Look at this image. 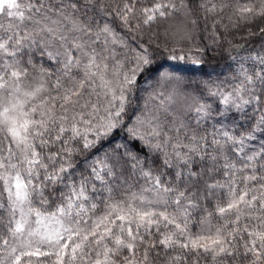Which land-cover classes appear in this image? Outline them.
<instances>
[{
    "label": "snow or ice",
    "instance_id": "snow-or-ice-1",
    "mask_svg": "<svg viewBox=\"0 0 264 264\" xmlns=\"http://www.w3.org/2000/svg\"><path fill=\"white\" fill-rule=\"evenodd\" d=\"M0 264H264V0H0Z\"/></svg>",
    "mask_w": 264,
    "mask_h": 264
},
{
    "label": "trees",
    "instance_id": "trees-1",
    "mask_svg": "<svg viewBox=\"0 0 264 264\" xmlns=\"http://www.w3.org/2000/svg\"><path fill=\"white\" fill-rule=\"evenodd\" d=\"M202 27V26H201ZM200 35L201 34H198L197 35V40L199 41V39H200ZM204 35V37H205V39H204V43H208V40H207V38H206V34H203ZM229 39H233L234 40V43H245V41L244 40H242V39H240V35L239 34H234V36H232V37H229ZM246 53H244V52H242L241 53V55H245ZM166 55L167 54H165V57H163V59H166ZM209 60H210V64L211 65H214V66H216V72H221V71H223L224 73H225V75H228V69H227V67H226V64L228 63V61L227 60H225V59H221V58H219V57H217V58H215V59H212V58H209ZM168 63H171V64H174V65H177L178 66V68H180V67H183V66H185V62H183V61H169ZM209 70H211V69H209ZM177 74H182V75H185V76H190L191 75V73H189V72H177ZM197 78H199V74H197ZM213 78L215 79V75L213 76ZM225 77L224 76H221L220 77V79H224Z\"/></svg>",
    "mask_w": 264,
    "mask_h": 264
}]
</instances>
